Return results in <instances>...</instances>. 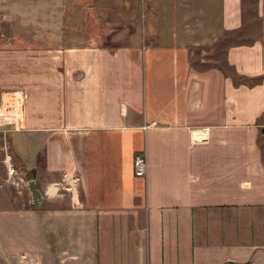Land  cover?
<instances>
[{"label": "crops", "instance_id": "0c3cea01", "mask_svg": "<svg viewBox=\"0 0 264 264\" xmlns=\"http://www.w3.org/2000/svg\"><path fill=\"white\" fill-rule=\"evenodd\" d=\"M180 1L116 0L77 57L0 52V74L21 78L0 89L28 95L10 157L43 198L0 195L3 264H264V0L252 42L237 40L244 0ZM228 34L234 74L196 68Z\"/></svg>", "mask_w": 264, "mask_h": 264}, {"label": "rangeland", "instance_id": "374dc122", "mask_svg": "<svg viewBox=\"0 0 264 264\" xmlns=\"http://www.w3.org/2000/svg\"><path fill=\"white\" fill-rule=\"evenodd\" d=\"M182 1H180L181 4ZM197 1L204 0L191 2L190 12L194 9L193 4ZM117 3L116 0H0V52L8 49H52L62 57L65 55L77 57L84 50L75 51L72 49L84 46L83 43H78V39L81 40L84 37L85 40H89L94 37L93 34L107 35L109 33L107 23L122 13L120 10L111 12L112 8L113 10L116 9ZM89 5L95 6L97 15L92 10L89 13L86 11ZM197 6H206L210 10L215 9L214 5L211 4L202 5V3H198ZM244 12L246 27L242 38L237 39L236 35L228 34L206 51L199 50L197 55L192 57V62L196 68L204 69L209 66H217L229 75L234 74V71L226 65L225 59L226 49L233 43L226 42V40L233 37L239 41L252 42L261 35L258 0H244ZM123 14L125 13L123 12ZM140 21L143 22L144 28L145 19L141 18ZM92 42L93 44H89L92 48L106 49L101 45V38L96 39V41L92 40ZM60 67H62L61 63ZM3 73L0 74V80L5 84L6 89L20 84L19 75L9 76L6 74L4 76ZM12 134L14 135V132L0 131V195L12 196L22 201V206L25 204V206H30L32 195L29 190V182L32 180V176L29 177V173L24 172L28 186L20 184L18 187L7 182L5 160L8 155L12 157L9 147ZM0 264L3 263L0 261Z\"/></svg>", "mask_w": 264, "mask_h": 264}, {"label": "built area", "instance_id": "2783aa9c", "mask_svg": "<svg viewBox=\"0 0 264 264\" xmlns=\"http://www.w3.org/2000/svg\"><path fill=\"white\" fill-rule=\"evenodd\" d=\"M27 99L28 95L22 89L0 91V131L20 132L25 129ZM206 141L207 138L204 134L200 142ZM133 165L136 177L146 176L147 160L144 154L136 155ZM5 166L8 183L18 187L20 184L28 186V182L25 180L26 174L20 171L9 155L5 160Z\"/></svg>", "mask_w": 264, "mask_h": 264}, {"label": "water", "instance_id": "95a60500", "mask_svg": "<svg viewBox=\"0 0 264 264\" xmlns=\"http://www.w3.org/2000/svg\"><path fill=\"white\" fill-rule=\"evenodd\" d=\"M28 173L32 175V180L29 182V190L32 195L33 205L38 206L42 201V194L37 188L36 184V172L35 170H28Z\"/></svg>", "mask_w": 264, "mask_h": 264}, {"label": "trees", "instance_id": "16d2710c", "mask_svg": "<svg viewBox=\"0 0 264 264\" xmlns=\"http://www.w3.org/2000/svg\"><path fill=\"white\" fill-rule=\"evenodd\" d=\"M238 33L240 34V33H242V31H238ZM232 77L237 83H241L242 81H246L247 80L245 78H241V77H238V76H232ZM28 176L31 177L30 174H28Z\"/></svg>", "mask_w": 264, "mask_h": 264}]
</instances>
